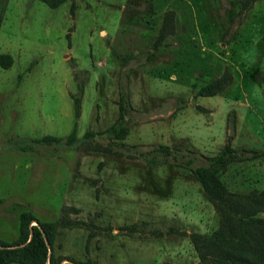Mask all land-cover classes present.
Instances as JSON below:
<instances>
[{
    "label": "rangeland",
    "instance_id": "1",
    "mask_svg": "<svg viewBox=\"0 0 264 264\" xmlns=\"http://www.w3.org/2000/svg\"><path fill=\"white\" fill-rule=\"evenodd\" d=\"M0 5V52L12 57L0 66V239L17 236L28 210L58 222L55 255L199 264L188 233L209 232L218 214L185 159L205 164L225 143L256 149L216 174L230 190H264V0ZM167 9L172 32L152 47ZM224 71L221 91L196 94ZM122 93L116 138L105 128ZM74 122L71 144L31 140L65 136Z\"/></svg>",
    "mask_w": 264,
    "mask_h": 264
},
{
    "label": "trees",
    "instance_id": "2",
    "mask_svg": "<svg viewBox=\"0 0 264 264\" xmlns=\"http://www.w3.org/2000/svg\"><path fill=\"white\" fill-rule=\"evenodd\" d=\"M49 7H55L64 0H41ZM243 4H246L245 1ZM72 6V5H71ZM2 5H0V18ZM173 11L163 12L162 22L152 41L156 47L162 39L172 32ZM12 57L7 52H0V66L8 67ZM226 71L202 84L196 90L198 95H212L221 91L229 81ZM126 96L120 94L116 120L105 128L106 132L116 138L126 133L123 124ZM74 115L79 114V98L73 97ZM76 123L65 136L43 134L31 140L37 143L71 144L76 138ZM92 131L83 133L90 137ZM164 154L170 152L167 145H158ZM261 153L253 148L231 147L225 143L219 151L205 155V164H191L186 158L185 166L190 174L199 182L206 199L218 214V223L209 232L191 231L189 240L198 258L199 264H264V216L259 215L264 210V190L252 189L246 192L233 191L226 187L216 174V168L224 166L231 159H248ZM264 164V163H263ZM34 223H31V222ZM58 222L56 220H40L31 211L24 210L18 215L17 236L6 242L0 239V264L17 262L19 264H96L86 257L76 259L70 256L54 254ZM66 259V260H65ZM65 260V261H63Z\"/></svg>",
    "mask_w": 264,
    "mask_h": 264
},
{
    "label": "water",
    "instance_id": "3",
    "mask_svg": "<svg viewBox=\"0 0 264 264\" xmlns=\"http://www.w3.org/2000/svg\"><path fill=\"white\" fill-rule=\"evenodd\" d=\"M65 261V260H64Z\"/></svg>",
    "mask_w": 264,
    "mask_h": 264
}]
</instances>
